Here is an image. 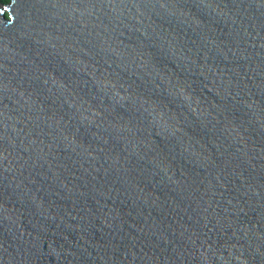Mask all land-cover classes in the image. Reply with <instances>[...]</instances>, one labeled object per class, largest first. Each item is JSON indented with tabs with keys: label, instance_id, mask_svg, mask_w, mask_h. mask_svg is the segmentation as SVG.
Instances as JSON below:
<instances>
[{
	"label": "water",
	"instance_id": "1",
	"mask_svg": "<svg viewBox=\"0 0 264 264\" xmlns=\"http://www.w3.org/2000/svg\"><path fill=\"white\" fill-rule=\"evenodd\" d=\"M0 264H264V0H0Z\"/></svg>",
	"mask_w": 264,
	"mask_h": 264
},
{
	"label": "trees",
	"instance_id": "2",
	"mask_svg": "<svg viewBox=\"0 0 264 264\" xmlns=\"http://www.w3.org/2000/svg\"><path fill=\"white\" fill-rule=\"evenodd\" d=\"M3 3H8L9 0H1Z\"/></svg>",
	"mask_w": 264,
	"mask_h": 264
}]
</instances>
